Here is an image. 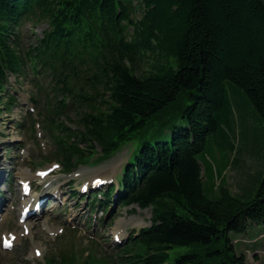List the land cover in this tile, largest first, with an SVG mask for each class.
<instances>
[{
	"label": "trees",
	"instance_id": "trees-1",
	"mask_svg": "<svg viewBox=\"0 0 264 264\" xmlns=\"http://www.w3.org/2000/svg\"><path fill=\"white\" fill-rule=\"evenodd\" d=\"M27 20L48 28L25 45ZM28 66L51 69L60 112L68 97L88 108L80 140L57 139L66 170L97 145L109 157L138 144L120 202L152 206V227L124 247L122 264H169L177 247L191 251L175 264H247L230 233L264 224V158L237 150V118L245 133L252 121L264 129V0H0V105L19 103L7 74ZM235 152L254 171L236 194L218 184ZM253 176L258 190L243 194Z\"/></svg>",
	"mask_w": 264,
	"mask_h": 264
},
{
	"label": "rangeland",
	"instance_id": "rangeland-1",
	"mask_svg": "<svg viewBox=\"0 0 264 264\" xmlns=\"http://www.w3.org/2000/svg\"><path fill=\"white\" fill-rule=\"evenodd\" d=\"M138 17H141L139 12ZM48 27V23L40 22L34 23L27 22L25 27L21 29L23 42L25 45L36 42L43 34V31ZM34 75L31 70H27L26 76L16 81L15 77H11V88L13 94L18 96L21 100V106L15 109L12 113L1 107L0 110V170L3 171V177L0 179V193L4 197H0V202H5L3 210L7 214L0 215V234L5 231L17 230L20 231L18 226V215L20 209V200L16 192H19L18 179L24 178L22 174L30 172L29 178L34 182L38 180L35 178L34 172L39 168H45L52 163L58 162L57 160L48 161V163L40 166L43 161L42 155L51 156L55 150L54 144L50 139H45L46 130L44 129L42 119L39 117V109L31 99L35 89L33 86ZM231 100L234 102L235 97L233 91H229ZM235 105V103H234ZM34 107L35 111H31ZM30 113L33 114L32 119L35 121V132L30 126ZM29 115V116H28ZM29 117L25 127L20 128V123L25 121V117ZM81 114H73L72 123L74 128H78L82 124L79 120ZM238 122V135L236 147L237 150H245L248 147H254L261 156L264 158V129L258 122L252 121V130H243L241 120L237 118ZM250 145V146H249ZM82 147H86L83 144ZM23 150L25 154H23ZM101 149L97 147V152ZM138 151V144L131 142L123 149V151L116 154L112 159L103 163H91L82 165L75 172H81L80 178H67L63 172H58L57 178L65 186L74 184L71 187L69 194H74L78 190V186L85 180H91L94 176L111 177L119 179L122 174L123 167L127 164L128 159L132 158L133 153ZM219 160L222 159L221 155H217ZM208 158L218 167L219 173L224 167V163L217 162L216 159L209 153ZM37 164H33V161ZM93 162V161H92ZM228 168L225 175H219L220 179L218 184L226 181L228 188L234 193L241 191L238 184L240 178H247L249 174L254 171H248V165L244 153L241 156L238 153H232L228 158ZM13 171V173L11 172ZM11 174V175H10ZM258 175V174H256ZM218 174H215L217 180ZM8 178H11V183H8ZM207 180L205 184V193L212 197L209 191L210 176L209 173L205 176ZM13 183V186H12ZM246 186L243 188V194L246 193L248 188L251 189V194H255L259 188L260 182L256 176L246 181ZM11 187V188H9ZM14 187V188H13ZM40 190H44L43 186ZM19 194V193H18ZM75 195L69 198L70 205L56 208L55 214L50 213L40 219V224L35 227L34 235L26 240L21 241L13 251H4L0 246V264H45V258H55L58 264L62 263L63 257H70L74 261H68L66 264H107L105 256L111 257L118 252V248L112 242V234L118 228L125 230V234L130 236L133 231L139 230L143 227L151 225V209L145 213L143 210L136 207L122 208L120 205L112 209L113 214H101L98 211L96 218L93 217L94 222L90 217V208L87 201H81ZM13 205V207H11ZM10 206V207H9ZM67 209V218L72 222L64 220L65 211ZM136 211H132V210ZM51 210H54L51 209ZM2 218V220H1ZM53 228L56 231L57 227L65 228L63 234L59 237L49 235L48 231L44 229ZM230 237L237 245L238 253H244L247 257V264H264V224H251L245 233L231 232ZM95 239V240H93ZM247 239L252 242L246 241ZM238 240V241H236ZM241 240V241H239ZM96 241L97 244H93ZM246 241V242H244ZM18 242V241H17ZM41 247L44 251V258H33V249ZM191 250L189 247H177L171 252V259L169 264H175L174 258L179 255L187 254ZM91 254V255H90ZM90 255V258H88ZM105 255V256H104Z\"/></svg>",
	"mask_w": 264,
	"mask_h": 264
},
{
	"label": "bare ground",
	"instance_id": "bare-ground-1",
	"mask_svg": "<svg viewBox=\"0 0 264 264\" xmlns=\"http://www.w3.org/2000/svg\"><path fill=\"white\" fill-rule=\"evenodd\" d=\"M95 178H96V177H95ZM93 179H94V178H93ZM22 180H28V178H26V179H22ZM46 191H47V190H46ZM46 191H44L43 194L46 193ZM47 192H49V191H47ZM29 226H30V228H31V227H32V224H29ZM115 233H118V232H115ZM30 235H31V232H30ZM122 237H124V234H123V233H122ZM18 240H21V238L18 237L17 241H18ZM17 241H16V242H17Z\"/></svg>",
	"mask_w": 264,
	"mask_h": 264
},
{
	"label": "snow or ice",
	"instance_id": "snow-or-ice-1",
	"mask_svg": "<svg viewBox=\"0 0 264 264\" xmlns=\"http://www.w3.org/2000/svg\"><path fill=\"white\" fill-rule=\"evenodd\" d=\"M6 243H7V241H6ZM37 252L39 253V250H37Z\"/></svg>",
	"mask_w": 264,
	"mask_h": 264
}]
</instances>
